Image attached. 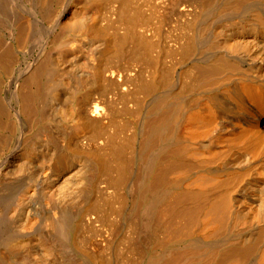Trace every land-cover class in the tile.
I'll return each instance as SVG.
<instances>
[{"label": "bare ground", "instance_id": "obj_1", "mask_svg": "<svg viewBox=\"0 0 264 264\" xmlns=\"http://www.w3.org/2000/svg\"><path fill=\"white\" fill-rule=\"evenodd\" d=\"M87 1L0 0V264H101L116 229L131 264H264V0H166L185 38L140 82L139 14L105 36Z\"/></svg>", "mask_w": 264, "mask_h": 264}, {"label": "rangeland", "instance_id": "obj_2", "mask_svg": "<svg viewBox=\"0 0 264 264\" xmlns=\"http://www.w3.org/2000/svg\"><path fill=\"white\" fill-rule=\"evenodd\" d=\"M120 1H125L126 4L129 6V9L132 8L131 12L134 10L136 11V13L139 14L138 15L139 18L136 17L137 18L136 23H137V26L139 27H136V25H134V27H136L137 29L136 28L135 29L138 31L141 30V32L142 30H144L143 31L144 40L147 41V45H148V49H147L148 53L146 54L148 56V60H147V64L146 65L143 64L142 66H141L142 63L137 62L134 64L133 63L134 61L130 62L129 60L126 61L125 59L124 60L121 59L123 60L122 62L121 60H118V63L116 62V60H113V65H115L114 63L116 62L117 64L115 66H117L119 70H121L125 74L132 73L137 68L138 70L136 71L138 73L135 71L134 72L135 74L134 73L133 74L136 75L137 80L139 82L141 79L143 80L147 76H150L155 80L162 81L164 78L168 76V73L172 72L173 70L174 65L172 66L173 64L172 61L174 57H177L176 53L174 52V49L178 45L182 44L184 41V38H185L184 35L186 34L185 32L187 30V28L184 27L186 23H184V20L181 19L179 16L169 13V11L164 7V4H163V3H167L166 0H103V1L101 0L97 2L98 4H96L95 18L97 20L96 23L99 24L98 26L101 25L100 26L101 29L105 30V31L101 30L102 34H104L105 36L115 35L111 33H116V35L121 33V30H119L120 26L116 23V15H115L116 10L114 9L115 7H117ZM80 2L82 3V6H87V7L89 6L88 5L89 2L87 0L86 1L80 0ZM113 10H115V14ZM98 26L97 28H99ZM145 31H146V34H145ZM131 63H133L134 65L132 64V66H130ZM128 65H129V69H128ZM133 66L135 67V69L134 68L131 69V67ZM123 68L124 70L127 68L128 71L130 70V72H128L127 70L123 71ZM143 68H145V70ZM141 71L144 73H142ZM137 74H139L140 77L137 76ZM144 74H146L145 75L146 77L143 76ZM134 75L133 77L135 78ZM137 80L135 78V81L133 82H136ZM117 107H122V106L117 105ZM101 133L102 132L100 131L99 133L100 136H101ZM95 191H98L97 188L93 191L94 192L93 194L94 202H98L101 200V196L99 195V191L98 192H95ZM104 203H105L106 208L108 206V209H107L108 215H114L115 214L114 207L116 206V203L111 202V201L110 202L104 201ZM103 223L105 224V222ZM119 230L120 229L114 230V234H115L114 242H116L117 244L115 243L114 245L113 243L112 249L109 252L106 251V255L104 254L103 257L98 256L99 257L98 261L100 260L101 264H131L128 260V256L126 255V253L122 254V251H120V249L124 250V248L122 249L124 245L122 243L121 244L122 246H121L118 244V242L119 243L122 242L120 238L122 237L121 235H123L124 233L121 234L123 231L122 230L119 231ZM85 231L87 233V230ZM88 231L89 233L87 235H85L86 234L85 233L84 234L85 236H88V235L91 236L92 234L94 235L96 233V231L93 229H88ZM97 234L99 233H96V236ZM118 246L119 248L118 250H116ZM61 261H63L64 264H67V258L62 257V255H61Z\"/></svg>", "mask_w": 264, "mask_h": 264}]
</instances>
